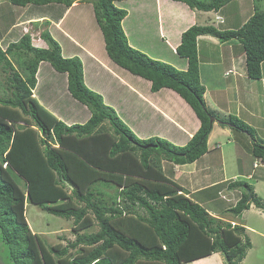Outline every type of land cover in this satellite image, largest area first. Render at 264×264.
I'll use <instances>...</instances> for the list:
<instances>
[{
  "label": "trees",
  "instance_id": "16d2710c",
  "mask_svg": "<svg viewBox=\"0 0 264 264\" xmlns=\"http://www.w3.org/2000/svg\"><path fill=\"white\" fill-rule=\"evenodd\" d=\"M8 1L16 8L49 6L52 21L57 22L73 2L81 0ZM125 1L90 0L108 58L149 81L152 92H175L200 126L184 146L158 137L139 139L101 95L85 85L81 60L64 58L47 30L40 32L46 48L32 47L27 33L18 41L17 36L13 42L5 41V49L0 47V260L4 264H188L215 253L227 264H239L251 248L242 224L235 219V224L223 223L193 202L186 196L188 191L170 179L171 170L165 173L163 162L181 166L200 159L207 152L210 117H214L223 127L245 131L251 137L252 157L264 163V143L253 142L252 128L232 115L216 118L206 107L196 43L205 35L223 44L236 40L234 46L245 55L247 77L259 80L264 62V0L263 9L255 10L239 28L190 25L180 35L176 61L170 63L129 45L121 27L127 12L116 5ZM171 1L211 12L234 0ZM44 25L49 27V20ZM41 63L48 64L52 76H66L70 96L90 112L84 124H65L34 96ZM216 187L217 196L220 186ZM225 188L240 191V197L222 211L210 199L219 214L236 218L251 205L264 211V203L246 182L232 180ZM26 203L72 220L75 240L63 247H47L29 228ZM93 223L96 232L80 233Z\"/></svg>",
  "mask_w": 264,
  "mask_h": 264
},
{
  "label": "rangeland",
  "instance_id": "374dc122",
  "mask_svg": "<svg viewBox=\"0 0 264 264\" xmlns=\"http://www.w3.org/2000/svg\"><path fill=\"white\" fill-rule=\"evenodd\" d=\"M10 4L11 3L8 0L0 1V47L5 49L7 45L5 41L13 42V40H15H12L14 36H17L16 41H18L22 35L27 33L30 36L32 47L46 48L47 44L41 39L40 32L43 30H47L49 32V27L47 26V28L44 25V22L49 20V25L52 24V15L50 13V11H52L51 7L31 6L27 4L26 7L16 8ZM119 4L120 3H117L116 5L119 6ZM148 4V11L151 13H148L147 16L143 15L145 19L142 21L141 25L135 23L136 27L139 26L138 29L133 32H128L126 31V27L123 28V32H125L128 42H131L129 45L135 49H138L139 51H142L151 58L166 61L165 63L175 62V41H173L172 38L168 39L167 37H161L162 34L159 32V36L169 50V53L167 54L168 50L164 49V44L159 41L156 17L153 18L152 23L149 21L152 15L155 14L156 4L154 0H150ZM89 5H91L90 0L88 2L87 0L75 1L72 3V8L70 11L66 12L65 17L61 22L59 21L58 23V21H53V23L58 24L57 27L52 25L51 30L54 34L59 36L58 39H63L62 30L65 31L63 22L73 25L74 29L84 30L82 28H87V23L82 20L83 14H78L77 11L83 9V12H86L84 7H86L87 10ZM122 7L127 8L125 4H123ZM262 9L263 2L261 0H234L224 6L221 11H223L222 14L229 20L230 24L232 25L231 27L237 28L238 26L246 23L248 18L255 12V10L260 11ZM162 10L165 11L164 8H162ZM152 12L154 14H152ZM130 17H132V15ZM216 19H220V17H216L215 14L213 16H208V13L203 14L199 12L197 23L193 25H211ZM163 22L165 27L166 20H163ZM217 22L221 24L217 28L223 29L224 26L227 27V22L225 21L224 24L223 19L216 21L215 25H217ZM35 24H39L38 28H36ZM16 29V35H13ZM85 31H89V29ZM205 41H207L206 38H203V40L196 43L198 47V56L200 59L199 62L201 63V68L199 69L201 83L205 84L206 88L209 89L208 92L210 93V95L207 96V100L205 98L207 103L206 107L216 118L229 117L224 111L230 109L233 112V116L243 121L250 128H255V131H253V142L259 144L264 143V87L260 86L258 83L251 87L250 82H246L248 79L245 65V56L243 57L244 62H242L238 69L234 68L232 71H230V73H227V76H223L225 65L229 63V58L227 56L229 53V49H227L228 45L223 47L225 53V57H223L225 60H223L218 58L219 55L223 53V49L220 47L221 45L210 47L209 45L205 44ZM132 42L136 43V45L133 46ZM232 44L237 45L238 42L233 40ZM235 50L238 52L237 48ZM7 57L14 63V59H12L9 55ZM218 59L221 61H217ZM203 60H208L210 63L214 64L211 68L206 67V62H203ZM231 65L232 64H228L227 68H229ZM14 66L16 67L15 63ZM39 67L41 69V67L44 68L49 66L46 63H41ZM234 77L238 79V84L240 87L242 86L244 90L246 84H248V86H250V92H245L243 95L241 92H239L235 96L234 92H232V85H230V82ZM139 79L143 80V82L145 81L144 79ZM139 79L132 78L131 80L138 81ZM107 82L109 84H105L106 87H104L105 85L101 83L100 92H98L99 88H94V86L98 85L100 81H95V85L92 86V89H95L97 93H100V95L103 96L104 104H107V106L109 104L118 115L117 104L114 105L112 100L114 98L115 102H117L119 98L117 97L118 94L123 93L121 90H118L117 79L112 78L110 81L107 80ZM228 82L229 95L228 97L225 96V101L224 91H228L226 89ZM144 89L145 88H143L142 91H144ZM146 89L148 90V87H146ZM33 94L42 102L45 101L43 96H41L42 93H39L38 91L35 92L34 90ZM174 95L175 94H173V97L169 98H174ZM49 97L53 98V95ZM208 99L211 100L212 102L210 103H213L214 105H211ZM146 100L150 102L149 99ZM67 101L64 102V105H69V102H73L71 97H68ZM236 102H240L241 108L237 107ZM174 110L177 111V114L183 115L181 108L175 106ZM219 110L221 111L219 112ZM236 111L237 114H235ZM225 115L227 116L225 117ZM118 117L120 118L119 115ZM175 119L179 120L177 117H175ZM129 123L131 126L137 127V129L140 130L141 128L138 127L143 124V121L141 119H137L134 122ZM104 124L106 125L105 127H107V122ZM124 124L131 130L127 123ZM225 127H228L226 128L228 131L216 133L215 137H213L209 143L208 153L205 154L207 156L205 157L206 159H198L196 163L192 164L190 170L184 173H180L181 168L176 167L171 163L168 164V162H163L164 171L167 174L169 170H171L170 179H172V181L181 188L183 187L185 192L188 191L186 196L191 198L193 202L204 207L213 217L221 220L223 223L231 222V224H235V222L232 221L235 219L236 222L244 226L245 232L250 239L251 248L247 251L245 258L239 264H264V211L258 210L253 205H251L247 211L242 212L241 216L234 218L219 214L217 212V207L214 206V201L216 203L218 202V205H220L219 208H221L220 211H222L224 208L234 205L239 199L240 191L236 189L232 191L225 190L226 182L232 180L246 182L247 184L251 185L253 187L254 194L264 203V163L259 159L252 157L250 152L252 148L251 139L248 137L245 131L240 132L233 129V127ZM134 135L136 134L134 133ZM170 139L171 140L168 141L171 143L172 140L175 141L178 139V137ZM215 145H219V148L212 150ZM206 160H208V162ZM18 184L20 187L23 186L22 181H18ZM216 186H220L217 191V196L213 190L217 188ZM104 190L109 194H113V190L109 188H104ZM208 190L211 191L204 193ZM210 199L214 201H211L210 203ZM137 210L140 211L138 208H136V211ZM24 216L30 230L35 235L39 236L47 247L57 244H60V246L63 247L75 240L76 235L72 230V220H65L63 218L50 215L44 212L41 207L30 203H26ZM97 230V224L93 223L90 228L80 233H94ZM69 252L71 254L74 253L73 250H69ZM224 259L225 258L221 254L215 253L210 257H206L188 264H227L224 262ZM0 264L4 263L0 260Z\"/></svg>",
  "mask_w": 264,
  "mask_h": 264
},
{
  "label": "crops",
  "instance_id": "0c3cea01",
  "mask_svg": "<svg viewBox=\"0 0 264 264\" xmlns=\"http://www.w3.org/2000/svg\"><path fill=\"white\" fill-rule=\"evenodd\" d=\"M149 1L150 0H137V1L127 0L119 4V7L127 12L126 17L121 22L122 29L126 27V31L133 32L139 28V26L138 27L135 26V23L141 25L142 21H144L145 19L143 15L147 16L148 13H151L148 11ZM154 2L156 4L155 14L152 12V14L154 15H152L149 21L150 23H152L153 18L156 17L158 36L160 32L162 34L161 37L163 38L167 37L168 39L172 38L173 41H175L174 47H176L179 44L181 33L186 29H188L190 25L197 23L199 12L203 14L208 13V16H213L215 14L216 17H220L221 20L223 19L224 24L225 21L227 22L226 24L227 27L224 26L223 29H227V28L232 29L231 27L232 25L230 24L229 20L222 14L223 11H221V9L219 11L202 12L197 10H191L182 2H176L171 0H154ZM123 4H125L127 8L122 7ZM71 8L72 6H70L66 12L70 11ZM84 8L86 12H83V9L77 11L78 14L80 13L83 14L82 20L87 23L86 25L87 28H82L84 30L74 29L73 25L63 22L65 27L64 28L65 31L62 30L63 39H58L59 36L52 32L51 26L53 25L57 27L59 21L61 22L64 19L66 12L64 13L63 17L58 21V23H53L52 21V24L49 26V32L51 36L56 42L59 43L61 47L62 56L64 58L78 57L81 60L84 83L89 89L93 88L92 86L95 85V81H100L98 85L94 86V88H99L98 92H100L101 83L103 85L109 84L107 80L110 81L112 78L118 80V90H121L123 94L120 93L118 94L117 97L119 98L117 102H115V99L113 98L112 100L113 104L114 105L117 104V109H118L117 113L120 116V119L124 123H127V125H129L131 131L135 133L139 139L144 140V139H149L151 137H158L162 139L164 138V140L167 139L168 141L171 140L170 138L178 137V139H176L175 141L172 140L173 144L178 146H184L191 138L192 134H194L198 130L200 125L199 120L195 116L192 109L172 90L162 89L157 92H152L150 90L149 81L145 80L143 82V80L139 79L140 77L132 75L129 72L127 73L126 70L115 65L108 58L106 54L103 36L99 29V26L96 23L92 5H89L87 7V10L86 7ZM162 8H164L165 11H163ZM131 15L132 17H130ZM163 20H166L165 27ZM216 21L219 20L216 19L215 22ZM215 22L212 23L211 26L217 28L218 26L221 25L218 22L217 25H215ZM208 25L209 24L207 25L201 24L200 26H208ZM240 26H238L237 28H239ZM88 29L89 31H85ZM217 29H222V28H217ZM161 37L159 36V41L162 42V44H164ZM203 38H206L208 42L205 41V44L209 45L210 47L221 45L220 47L223 49V53L220 54L218 58L223 60H225L223 58L225 57L223 47L228 45L227 48L229 49V53L227 55L229 58L228 64H232V65L229 68H227L228 64L225 65L223 76H227V73H230V71H232L234 68L238 69V67L242 64V62H244L243 57L245 55L243 54V52L241 51L239 52V49H237L238 50L237 52L235 50L236 46L228 43L225 44L220 43L217 41V39H215L214 37H210L208 35L199 37L197 39V42L203 40ZM128 43L130 44L131 42ZM132 44L133 46L136 45V43L133 42ZM164 47H163L164 49L168 50L165 44ZM168 53L169 50L167 54ZM197 58L199 62L200 59L198 56V47H197ZM217 61L220 62L221 60L218 59ZM203 62H206V67L209 68H211L214 64V63H210V61L208 60H203ZM200 64L201 63L199 62V66ZM263 64L264 62L261 64V77L259 80L252 81L247 77L248 81L246 82H250L251 87L257 83L260 84V86L264 87ZM41 69H42V74L39 77L37 76V85L35 88V92L38 91L39 93H42L41 96H43V99L45 101L42 99L44 101L42 102L39 99L38 100L39 103L45 106V108L49 110L51 113H53L55 117L64 121V123L67 125H72L74 123H84L86 120H88L90 117V112L87 109V107L80 104L76 100L72 99L69 92L67 91L66 76L65 77L54 76V75L52 76L53 71L51 69H48L47 67L44 68L41 67ZM132 78L139 79L138 80L139 82L131 80ZM227 85L228 86H226V89L228 91H224L225 92L224 100L226 99L225 96L228 97L229 95V82L227 83ZM230 85H232V92H234L235 96L239 92H241L242 95L245 94V92L248 91L250 92V86L246 84L244 90L243 87L242 86L240 87V85L238 84V79L236 77H234L231 80ZM104 87H106V85ZM146 87H148V90L146 89ZM143 88H145L144 91H142ZM92 91L96 92L95 89H92ZM208 91L209 89L206 88L204 94V100L205 98L207 100L208 98L207 96L210 95ZM97 94L100 95V93ZM173 94H175L174 95L175 97L169 98V97H173ZM52 95L53 98L49 97ZM68 97H71L73 102H69V105H64V102L67 101ZM101 97L103 99V96ZM146 99H149L150 102H148ZM208 101L209 103L212 102L209 99ZM210 104L214 105L213 103ZM236 105L237 107L241 108L240 102H236ZM108 106L111 107L109 104ZM175 106L182 109L183 115L177 114V111L174 110ZM220 111L221 110H219V112ZM224 112L225 114H228V116L229 115L233 116V112L230 109H227ZM235 114H237V111ZM226 116L227 115H225V117ZM175 117L179 118V120L175 119ZM137 119H141L143 121V124L140 125V127H138L141 128L140 130L137 129V127L131 126L129 123V122H134ZM226 128L228 127L223 128L220 126L218 122H215L212 126L213 130H211L209 134L207 146L209 145L213 137H215L216 133H219L221 131L223 132L228 131L226 130ZM252 129L255 131V128ZM205 157L207 156L204 155L201 158L206 159ZM206 161L208 162V160ZM192 164L181 165V166L174 165V166L181 168L180 173H184L190 170Z\"/></svg>",
  "mask_w": 264,
  "mask_h": 264
},
{
  "label": "clouds",
  "instance_id": "9594fccd",
  "mask_svg": "<svg viewBox=\"0 0 264 264\" xmlns=\"http://www.w3.org/2000/svg\"><path fill=\"white\" fill-rule=\"evenodd\" d=\"M217 20H220V19H217ZM210 37H211V36H210ZM197 39H198V38H197ZM215 39H216V38H215ZM245 65H246V64H245ZM204 94H205V93H204ZM204 101H205V100H204ZM213 118H214V117H213ZM215 122H218V123H219V121L215 120V118H214V122H213V124H214ZM219 124H220V123H219ZM248 137H250V136L248 135ZM250 138H251V137H250ZM217 148H219V145H215V146L212 148V150H213V149H217ZM207 150H208V146H207ZM206 153H207V152H206ZM206 153H205V154H206ZM205 154H204V155H205ZM204 155H203V156H204Z\"/></svg>",
  "mask_w": 264,
  "mask_h": 264
},
{
  "label": "water",
  "instance_id": "95a60500",
  "mask_svg": "<svg viewBox=\"0 0 264 264\" xmlns=\"http://www.w3.org/2000/svg\"><path fill=\"white\" fill-rule=\"evenodd\" d=\"M210 122L213 123L214 122V118L210 117Z\"/></svg>",
  "mask_w": 264,
  "mask_h": 264
}]
</instances>
